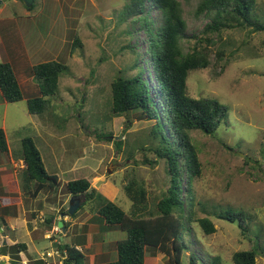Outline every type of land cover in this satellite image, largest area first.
Masks as SVG:
<instances>
[{
	"label": "rangeland",
	"instance_id": "rangeland-1",
	"mask_svg": "<svg viewBox=\"0 0 264 264\" xmlns=\"http://www.w3.org/2000/svg\"><path fill=\"white\" fill-rule=\"evenodd\" d=\"M177 1L186 23L182 51L191 52L197 40L206 36L213 41V53H222L218 64L213 54L207 68L188 73L187 95L212 98L227 107L226 122L213 136L188 132L200 167L190 185L191 208H184L180 264H213L214 257L219 264H233V253L249 250L256 253L255 264H264V32L233 29L223 30L219 36L203 35L207 20L193 15L198 0ZM129 4L130 0H33L30 7L20 0L0 4V63L11 64L23 94L15 103L4 102L0 95V129L13 159L21 156L23 138L33 141L46 172L59 181L57 190L47 195L60 205L67 197L65 182L78 178L91 182L95 195L81 203L75 218L66 215L76 223L75 228L88 215L95 216L96 209L107 201L129 214L131 202L123 187L130 178L145 191V208L138 214L144 217L157 215L156 204L169 186L164 160L148 150L159 146V138L149 134L154 122L138 121L136 112L114 116L110 110L112 81L138 73L149 82L150 96L158 102L146 33L136 21L140 14H127ZM256 4L251 17L262 22L264 0H256ZM143 9L156 28V6L149 0ZM75 35L80 46L72 49L69 44ZM49 61L63 64L65 70L48 98L47 111L30 115L26 100L38 96V88L29 69ZM161 119L170 140L165 119ZM144 159L154 164H142ZM15 164L17 173L10 192L25 199L20 162ZM185 178L183 173V195ZM67 209L62 207L61 214ZM224 211L244 212L245 234L237 222L215 219V214ZM201 218L212 222L213 234L201 230L197 223ZM57 238L65 243L66 239ZM125 238L119 230L106 234L107 251L112 253L115 242ZM147 250L146 256L156 253ZM160 262L166 264L165 259Z\"/></svg>",
	"mask_w": 264,
	"mask_h": 264
},
{
	"label": "trees",
	"instance_id": "trees-1",
	"mask_svg": "<svg viewBox=\"0 0 264 264\" xmlns=\"http://www.w3.org/2000/svg\"><path fill=\"white\" fill-rule=\"evenodd\" d=\"M145 1L149 0H130L126 11L127 14L129 12L140 14L136 21L141 23L146 33L158 102H154L150 96L149 82L143 80L141 73H138L132 77H118L112 81L110 110L114 116L136 112L139 114L138 121L154 122L149 134L154 139L159 138V146L148 150L156 159L164 160L169 186L165 195L156 204V216L138 215L141 208H145V191L134 178L128 179L123 187L126 197L131 202L129 214L124 213L110 201L96 209L94 219L99 221L100 231L114 228L126 234L124 240L115 242L116 260L102 264H144L147 249L164 254L166 264H180L184 252L179 238L184 227L182 223L184 208L185 206L189 210L191 208L190 185L192 179L199 174L200 167L196 149L188 132L200 131L204 135L213 136L218 126L227 119L226 106L212 98H191L187 95L186 87L189 72L207 68L213 54L214 62L218 64L222 53L219 51L213 53L211 49L213 41L206 36L197 40V46L191 52L184 53L181 42L185 38L186 23L182 18L180 3L177 0H151L159 11V25L155 28L143 9ZM256 5V0H198L193 15L196 18L203 16L207 20L201 31L203 35L219 36L221 31L233 29H249L253 33H262L264 21L260 22L251 17ZM69 45L72 49L80 46L76 35ZM64 70L65 66L57 61L30 67V76L38 88V96L26 100L27 112L30 115H40L47 111L50 106L48 98L56 91L59 75ZM0 95L6 103H15L23 99L14 69L7 62L0 63ZM160 116L165 119L170 140L166 137ZM20 148V158L24 165L20 179L24 193L36 197L45 189L49 190L45 192L56 191L59 181L56 176L46 172L33 141L30 138H23L20 141ZM140 150L144 151L143 148ZM7 153L5 134L0 129V155ZM145 163L154 164L144 159L142 164ZM183 173L186 175L185 195L182 193ZM63 186L65 194L83 195L84 200L92 198L97 192L86 178L67 181ZM3 203L4 201L0 199V207ZM188 215L191 216V212ZM214 217L228 223L237 222L241 234L246 233L244 212L224 211L215 214ZM197 223L206 235L215 232L208 218L198 219ZM58 248L61 253L65 251L64 264H87L83 252L74 246L59 243ZM25 249V245L21 243L10 246L12 264H16L19 252ZM154 253L151 252L150 255ZM255 258L256 253L249 250L233 253L231 261L233 264H255ZM33 263L43 264L40 261ZM213 264H219L216 257Z\"/></svg>",
	"mask_w": 264,
	"mask_h": 264
},
{
	"label": "crops",
	"instance_id": "crops-1",
	"mask_svg": "<svg viewBox=\"0 0 264 264\" xmlns=\"http://www.w3.org/2000/svg\"><path fill=\"white\" fill-rule=\"evenodd\" d=\"M17 162H20V172L22 173L24 165L21 158L13 159L9 148L6 158L0 157V199L4 201L0 207V264L2 262L13 263L10 259L9 248L16 243L24 244L26 247L24 251L19 252L21 261L20 263L14 261L16 264H34L35 261L48 264L49 261L42 260L45 253L52 254L54 251H58L62 255L65 252L61 253L58 248L57 237L59 234L54 223L60 219L62 213L60 210L62 207L68 206L71 196L67 194L61 205L55 202L52 196L48 197L47 194L51 193L43 191H40L36 197L24 194L25 199L15 196L16 194L10 192V184H13L16 178L15 163ZM17 190L19 192V189ZM71 221L72 219L67 216L63 217L65 233L62 235V239L59 238L60 241L66 239L64 244L74 246L83 252L87 264H102L116 260L115 249L109 253L107 246L109 247L110 242H105L106 234L117 231L116 229L108 228L105 231H100L99 221L94 219V214L88 215L78 222L76 228L74 227L76 223ZM94 227L97 228V232L93 231ZM46 240H48L46 245H49L50 248L44 245ZM3 246L6 247L7 257L1 253ZM149 256L145 255L144 264H162L160 261L166 260L164 254L158 252ZM106 258L107 260L103 262ZM49 259V264H55L57 260H59L57 262L63 263V260L54 254Z\"/></svg>",
	"mask_w": 264,
	"mask_h": 264
},
{
	"label": "water",
	"instance_id": "water-1",
	"mask_svg": "<svg viewBox=\"0 0 264 264\" xmlns=\"http://www.w3.org/2000/svg\"><path fill=\"white\" fill-rule=\"evenodd\" d=\"M6 1V0H0V4L1 2ZM26 7H30L33 0H20ZM84 201V196L83 195H75V196H71L70 199L68 200V209L66 214H61V217L59 220H56L54 225L56 227L57 230H60L59 233V238L62 239V235L65 233V227L63 226V222L62 219L64 216H72L74 213H76L78 211V209L80 208L81 203ZM5 245V244H4ZM5 252H6V247H2L1 249V253L3 254V256H5ZM1 264H5V262H2Z\"/></svg>",
	"mask_w": 264,
	"mask_h": 264
},
{
	"label": "built area",
	"instance_id": "built-area-1",
	"mask_svg": "<svg viewBox=\"0 0 264 264\" xmlns=\"http://www.w3.org/2000/svg\"><path fill=\"white\" fill-rule=\"evenodd\" d=\"M52 254L57 255L58 258H60L61 260H63V259L65 258V254L60 255L58 251H54ZM52 254H50V253H45V254L43 255V260L45 261L46 259L50 258ZM58 264H62V263L59 262Z\"/></svg>",
	"mask_w": 264,
	"mask_h": 264
},
{
	"label": "clouds",
	"instance_id": "clouds-1",
	"mask_svg": "<svg viewBox=\"0 0 264 264\" xmlns=\"http://www.w3.org/2000/svg\"><path fill=\"white\" fill-rule=\"evenodd\" d=\"M58 231H60V230H58ZM58 237H59V236H58ZM63 254H65V252H64ZM63 254H62V255H63ZM65 257H66V254H65ZM63 260H64V259H63ZM62 264H64V263H62Z\"/></svg>",
	"mask_w": 264,
	"mask_h": 264
},
{
	"label": "flooded vegetation",
	"instance_id": "flooded-vegetation-1",
	"mask_svg": "<svg viewBox=\"0 0 264 264\" xmlns=\"http://www.w3.org/2000/svg\"><path fill=\"white\" fill-rule=\"evenodd\" d=\"M83 203V202H82ZM66 214V213H65Z\"/></svg>",
	"mask_w": 264,
	"mask_h": 264
}]
</instances>
